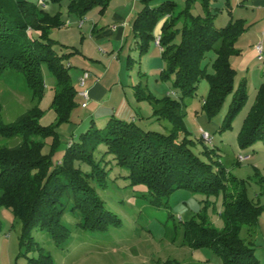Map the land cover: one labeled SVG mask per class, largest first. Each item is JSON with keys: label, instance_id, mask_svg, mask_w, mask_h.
I'll return each mask as SVG.
<instances>
[{"label": "rangeland", "instance_id": "rangeland-1", "mask_svg": "<svg viewBox=\"0 0 264 264\" xmlns=\"http://www.w3.org/2000/svg\"><path fill=\"white\" fill-rule=\"evenodd\" d=\"M30 1L39 3V0ZM72 1L48 0L46 8L53 15L60 14L64 21L63 27L52 30L51 37L55 41V50L68 66L71 83L78 92L70 120L59 123L58 113L53 107L57 78L46 63L41 66L45 88L39 102L34 99L23 73L7 70L2 74L0 119L4 124L13 123L37 103L42 112L39 124L46 128L53 127L57 134L39 137L45 143L43 153L51 154L52 161L56 164L63 161L69 143L82 144L83 138H86L94 163L106 175L102 179H98L102 176L100 174L99 177L93 176L92 169L95 166L87 162L78 161L76 167H81L88 174L87 182L93 190L91 204H94V200L99 202L102 211L116 216L120 224L107 219L103 229H85L82 227L83 215L69 206L63 216V223L70 230L66 242L60 244L49 231L36 227L32 231V244L22 246V222L16 218L12 208L2 206L0 264H35L42 255L50 256L53 264H227L211 249L192 248L185 238V225L193 219L198 222L205 219L220 230L225 228V189L208 194L180 188L164 198L161 205H153L148 186L133 183L130 171L118 164L114 154L108 153L107 144L94 140L97 138L95 130L106 128L109 120L115 118L134 123L146 131L170 133V121L155 113L150 100L139 101L135 95L134 86L141 81L147 93L154 97L162 99L169 96L182 103L184 123L193 140L190 144L193 153L214 169L223 167L229 178H235L237 182L244 180L248 198L263 205L264 189L261 179H264V140H257L243 147L239 136L245 119L256 104L259 89L264 84V0L212 2V10H219L214 21L216 28L225 27L231 19H246V30L236 43L239 53L230 58V63L237 74L234 88L245 83L248 100L230 125L228 114L233 93L227 96L216 113L210 114L204 107L210 92L209 80L203 79L199 83L195 95L182 98L174 85V77L169 78L165 72L162 73L166 66L160 46L156 45L155 40L161 35L163 23L158 24L152 32L153 36L147 37L144 42L136 36L133 29V23L144 6L141 0H114L104 13H101V6H96L82 17L72 9ZM163 1L166 0H156L153 6ZM173 1L177 4L175 12L178 15L186 7L187 0ZM116 12L123 16L125 29L119 27L121 24L115 18ZM192 13L204 14L200 2L193 4ZM82 21L84 25L80 27ZM182 24L181 18L177 22V28L181 29ZM96 25V30L93 31L92 28ZM114 25L120 28L119 31L125 30L122 42L115 35L97 38L101 32L112 30ZM180 40L181 36L178 34L175 42L179 43ZM259 44L263 48L262 59L256 50ZM142 45L144 50L141 52ZM215 58V51L207 55L204 64L208 66L209 72L213 71ZM109 64H113L112 81L123 85L127 94L123 93V97L118 98V87H115L112 94L115 97L106 98L102 108H92L91 105L85 108L88 102H84L79 96L83 87L80 75L86 71L90 76L100 78V72ZM88 83L89 81L86 87ZM203 133L210 134L212 141H205ZM21 142V135H0V148L15 147ZM240 156H250V159L241 162ZM227 189L229 190V186ZM72 202L69 199V205ZM240 236L247 243L253 244L255 256L264 264V210L253 228L242 227Z\"/></svg>", "mask_w": 264, "mask_h": 264}, {"label": "trees", "instance_id": "trees-1", "mask_svg": "<svg viewBox=\"0 0 264 264\" xmlns=\"http://www.w3.org/2000/svg\"><path fill=\"white\" fill-rule=\"evenodd\" d=\"M111 1L73 0L71 7L82 17L96 6H101L104 13ZM154 1L141 0L144 6L133 23L136 36L144 42L162 22L159 46L166 66L162 73L174 77V85L182 98L195 95L199 83L209 80L210 92L204 107L210 114L216 113L233 93L228 114L230 125L248 100L245 83L234 88L237 74L230 63V58L239 53L236 43L246 30L245 21L231 19L225 27L216 28L214 21L219 10H212V0H187L178 15L175 1L166 0L153 6ZM196 2L203 6V15L192 13ZM181 18L183 24L179 29L177 22ZM63 25L60 14L53 15L30 0H0V77L7 70L23 73L34 99L39 102L45 88L41 66L48 64L57 78L53 107L59 123L70 120L78 97L68 66L55 50L51 37L52 30ZM178 34L181 40L176 43ZM143 50L144 45L141 52ZM211 51H215L216 58L213 71L209 72L204 63ZM134 88L139 101L150 100L155 113L170 121V133L146 131L134 123L111 118L106 128L95 130L97 138L94 140L107 144L108 153L114 154L118 164L130 171L133 183L148 186L153 205H161L164 198L180 188L208 194L224 188L225 228L220 230L205 219L200 222L193 219L185 225L186 241L194 249L213 250L227 264H261L253 244L243 240L240 232L243 226L253 228L257 224L264 204H256L248 198L244 180L237 182L229 178L223 167L214 169L193 153L190 146L193 140L185 126L180 101L169 96L154 97L147 93L141 81ZM41 115L36 103L13 123L4 124L0 119L1 136H22L19 145L0 148V207L12 208L22 222L21 245L32 244V231L36 227L49 231L56 242H66L70 230L63 223V216L69 206L83 215L85 229H103L107 219L120 224L116 216L102 211L99 202L94 200L91 204L93 190L87 182L88 174L76 167L78 161L87 162L95 166L93 176L100 174L98 179H102L106 175L94 163L86 138L82 144L69 143L63 161L54 163L51 154L43 153L45 143L39 137L57 134L53 127L39 124ZM257 140H264V84L239 136L243 147ZM261 184L264 189V179ZM69 199L73 200L70 205ZM35 264H53V261L50 256L42 255Z\"/></svg>", "mask_w": 264, "mask_h": 264}, {"label": "crops", "instance_id": "crops-1", "mask_svg": "<svg viewBox=\"0 0 264 264\" xmlns=\"http://www.w3.org/2000/svg\"><path fill=\"white\" fill-rule=\"evenodd\" d=\"M112 1H114V0H112ZM213 1L214 0H212V2ZM253 1L256 2V0H253ZM212 2H211V7H212ZM232 10L234 11L233 8H232ZM115 18L121 24L119 27L125 29L126 26H124V24H123V20H124L123 16L121 14H119L118 12H116L115 13ZM237 19H242V20L246 21V19H243V17H240V18H237ZM83 25H84V23H83ZM83 25L80 26V27H83ZM96 27H97V25L94 26L92 28V30L95 31ZM119 27L114 25L112 30H108L106 32H101L100 34L97 35V38H102V37H105L106 35H115L117 37V40L122 42L123 39H124L125 30L119 31V29H120ZM159 36L160 35H158L157 37H159ZM156 45H157V43H156ZM160 49H161V47H160ZM161 51H162V49H161ZM112 66H113V64L112 65L109 64L103 71H101L100 72L101 73V77L100 78L99 77L90 76L87 79V81H89L88 87H86V84H87V81H86L85 86H83L82 90H81V91L86 90V91H88V94H89V99H87V100L85 98L81 97L84 102L85 101L88 102V103H86L85 108H89L90 105L93 106L92 108H96V109L102 108V106H103L102 104L106 100V98L112 99L113 97H115V96L112 95L113 94V89L115 87H118L117 88L118 90H117V93H116V96L118 98L119 97L120 98L123 97V93L127 94L126 88L123 85L120 86L119 84H117V81H112L113 78H114L113 77V73L111 72ZM85 72L86 71L82 72L83 74L80 75V78L83 77ZM117 74L119 75L118 71H117ZM117 74L115 73V76H117ZM108 93H109V95H108ZM123 101H121V104H123ZM129 104H131V101H129Z\"/></svg>", "mask_w": 264, "mask_h": 264}, {"label": "built area", "instance_id": "built-area-1", "mask_svg": "<svg viewBox=\"0 0 264 264\" xmlns=\"http://www.w3.org/2000/svg\"><path fill=\"white\" fill-rule=\"evenodd\" d=\"M39 6L42 7V8H47V4H48V0H39ZM83 25V21L80 23V26ZM160 36L157 37L156 39V43L159 45V42H160ZM257 49V52L259 53L260 55V59H262L261 57V54H262V51H263V48L261 46V44L257 45L256 47ZM90 77V73L89 72H85L83 77L81 78V86H85L86 84V80ZM79 95L83 98H85L86 100L89 99V94H88V91L84 90V91H81L79 92ZM86 106V104H85ZM203 139L207 142H211L212 141V137L210 136V134L208 133H203L202 135ZM250 159V156H240L239 160L242 162V161H246V160H249Z\"/></svg>", "mask_w": 264, "mask_h": 264}]
</instances>
